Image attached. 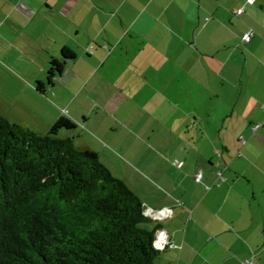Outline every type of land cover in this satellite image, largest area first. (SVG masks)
<instances>
[{
	"label": "crops",
	"instance_id": "1",
	"mask_svg": "<svg viewBox=\"0 0 264 264\" xmlns=\"http://www.w3.org/2000/svg\"><path fill=\"white\" fill-rule=\"evenodd\" d=\"M62 1L90 12L76 26L79 54L54 79L60 94L79 80L64 95L70 119L130 153L121 179L143 206L172 210L150 224L180 246L158 264H264V0Z\"/></svg>",
	"mask_w": 264,
	"mask_h": 264
},
{
	"label": "trees",
	"instance_id": "2",
	"mask_svg": "<svg viewBox=\"0 0 264 264\" xmlns=\"http://www.w3.org/2000/svg\"><path fill=\"white\" fill-rule=\"evenodd\" d=\"M74 125L62 117L41 134L0 114V264H158V226L138 194L96 151L57 135Z\"/></svg>",
	"mask_w": 264,
	"mask_h": 264
},
{
	"label": "rangeland",
	"instance_id": "3",
	"mask_svg": "<svg viewBox=\"0 0 264 264\" xmlns=\"http://www.w3.org/2000/svg\"><path fill=\"white\" fill-rule=\"evenodd\" d=\"M82 4L83 1L64 5L62 0H0V114L10 121L46 134L60 118L70 119L64 95L76 94L80 83L74 81L60 94L63 84L53 75H59L60 70L52 64L51 55L58 52L57 59L63 63L65 58H71L63 55V42L79 54V42L84 38L76 34V26L79 17L90 12V6ZM65 27L71 37L63 34ZM77 94L78 104L83 96ZM88 132L77 124L58 128L57 135L72 137L80 148L93 144L100 154H105L107 159L100 156L101 160L114 175L122 178L123 173L127 174L130 153L115 146L101 148L94 144L93 137L97 135Z\"/></svg>",
	"mask_w": 264,
	"mask_h": 264
},
{
	"label": "built area",
	"instance_id": "4",
	"mask_svg": "<svg viewBox=\"0 0 264 264\" xmlns=\"http://www.w3.org/2000/svg\"><path fill=\"white\" fill-rule=\"evenodd\" d=\"M255 0H246V4H254ZM244 12V7H241L235 11V15L239 16ZM254 29L250 28L248 31H246L242 35V41L249 42L251 41L252 37L254 36ZM261 123H255L251 126V130L253 132H256L257 129L261 126ZM242 142H245V139L241 136ZM177 164V163H176ZM218 181L216 182L217 185H219V181L224 179L223 176V170H219L217 172ZM195 181L201 182L203 179V172L199 170L194 175ZM210 185H206V189H210ZM143 213L146 217L151 219L152 221H162L167 219L172 215V210L168 207H163L161 209H153L151 207H144ZM153 246L157 250H165L167 248H176L180 247L179 245H176L169 237V234L163 227H159L155 231L154 240H153ZM240 264H255V262L252 259H244L241 261Z\"/></svg>",
	"mask_w": 264,
	"mask_h": 264
}]
</instances>
